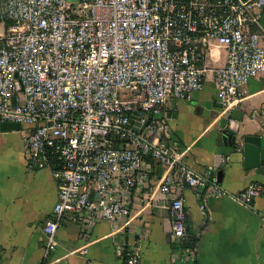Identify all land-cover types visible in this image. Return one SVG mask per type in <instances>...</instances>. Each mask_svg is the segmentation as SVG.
<instances>
[{"label":"built area","instance_id":"2783aa9c","mask_svg":"<svg viewBox=\"0 0 264 264\" xmlns=\"http://www.w3.org/2000/svg\"><path fill=\"white\" fill-rule=\"evenodd\" d=\"M263 10L264 0H0V122L21 125L27 170L51 168L59 180L40 264L67 214L85 241L96 224L108 223L111 235L127 237L115 243L123 264H139L129 222L135 190L151 171L146 160L153 169L178 167L180 181L159 186L173 239L187 232L177 189L194 191L208 221V197L227 194L204 193L205 175L179 167L184 151L171 148L161 113L171 99L201 90V64L213 45L226 52L211 70L221 104L264 73L255 30ZM261 193L249 183L228 197L250 207ZM197 237L180 263L195 261Z\"/></svg>","mask_w":264,"mask_h":264},{"label":"crops","instance_id":"0c3cea01","mask_svg":"<svg viewBox=\"0 0 264 264\" xmlns=\"http://www.w3.org/2000/svg\"><path fill=\"white\" fill-rule=\"evenodd\" d=\"M264 47V10L260 18ZM226 52L213 45L201 67L204 83L200 91L171 99L161 116L170 130L173 149L182 153L179 167L205 175L203 192L215 187L227 195L208 197L209 219L199 211L200 200L189 188L177 189L184 198L186 236L171 237L168 200L159 191L165 180L179 182L178 167L151 169L148 180L135 190L129 230L140 246L139 264H182L179 256L193 237L196 259L184 264H264V174L246 170L241 147L234 149L220 140L228 131L238 137H264V73L250 80L228 103L216 100L212 68L224 64ZM51 168L29 171L18 131L0 132V264H40L46 238L44 223L57 201L58 177ZM249 183L262 187L250 207L228 197L239 194ZM111 235L106 222L95 225L87 241L83 228L67 214L55 235L56 246L47 264H123L116 242L126 236ZM86 250V253H81Z\"/></svg>","mask_w":264,"mask_h":264},{"label":"water","instance_id":"95a60500","mask_svg":"<svg viewBox=\"0 0 264 264\" xmlns=\"http://www.w3.org/2000/svg\"><path fill=\"white\" fill-rule=\"evenodd\" d=\"M216 100L221 103V99L216 97ZM264 111V107H263ZM151 114L148 115V119L151 118ZM133 124V121L130 122ZM148 120L141 126L139 130H136L138 134L147 126ZM130 126H128L129 128ZM21 129V125L14 122H0V132L18 131ZM220 140L224 141L227 146L239 149L241 147L243 153V164L246 170H256V173L264 174V137L259 135H246L238 137L237 132L224 133Z\"/></svg>","mask_w":264,"mask_h":264}]
</instances>
